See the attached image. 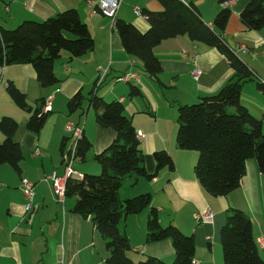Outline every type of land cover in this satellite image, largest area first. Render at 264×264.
<instances>
[{
    "label": "crops",
    "instance_id": "0c3cea01",
    "mask_svg": "<svg viewBox=\"0 0 264 264\" xmlns=\"http://www.w3.org/2000/svg\"><path fill=\"white\" fill-rule=\"evenodd\" d=\"M185 1L192 2L209 24L220 6L217 0ZM248 1L236 0L229 6L231 14L225 37L232 48L238 49L237 55L246 61L255 79L262 81L264 27L247 30L239 18ZM134 6L162 9L158 0H121L116 17L131 21L140 31L149 25L141 14L134 12ZM69 7L78 10L94 37L95 46L73 59L62 52L54 64L59 79L55 85L41 86L30 64L0 66V117L10 115L17 120L14 140L20 144L23 155L20 173L8 164L0 165V264H105L104 240L91 218L72 211L74 197L58 199L47 178L53 171L57 175L65 173L63 155L71 143L69 139L65 141L63 152L60 146L62 138L70 136L64 129L69 122L78 124L92 143L84 160L77 163L80 159L73 158L72 176L100 171L93 157L115 138V131L99 126L94 111L86 103L83 117L79 116L80 110L74 113L67 110V101L78 91L87 96L100 75L99 66L107 68V73L97 86L98 93L123 102L126 116L135 131L141 132L139 143L147 171L155 169L152 153L156 149L167 150L174 160V170L161 169L152 180L140 177L132 185L127 178L120 188V197L150 192L162 225L172 222L183 232L193 234V260L197 264H224L220 229L230 208H239L250 216L255 241L264 233V172L258 170L255 160L248 159L239 186L226 195L212 196L197 181L194 172L197 152L179 149L175 134L177 105L216 93L233 74L227 59L214 47L178 35L154 47L162 72L159 80L151 79L143 70L142 62L125 51L110 19L100 13L92 14L85 0H0V24L9 26L24 18L44 19ZM241 46L246 49L242 50ZM192 68L199 69L197 78L190 74ZM127 71H134L137 80H116ZM9 81L23 91L33 107L40 98L52 95L49 116L38 134L27 129L28 113L18 108L8 95ZM131 83L137 85L141 94L130 95ZM240 97L241 103L261 120L264 128V93L254 80L243 84ZM0 137L2 140L1 134ZM23 180L32 183L31 199L22 191ZM206 206L211 208L213 218L210 222H200L195 214ZM146 216L147 209L124 220L122 230L131 244L126 254L134 262L146 256L172 261L174 248L169 239L145 242ZM257 247L264 258V248Z\"/></svg>",
    "mask_w": 264,
    "mask_h": 264
},
{
    "label": "trees",
    "instance_id": "16d2710c",
    "mask_svg": "<svg viewBox=\"0 0 264 264\" xmlns=\"http://www.w3.org/2000/svg\"><path fill=\"white\" fill-rule=\"evenodd\" d=\"M158 1L162 4L161 10L140 8V14L149 25L145 31L118 17H115L112 29L118 34L125 51L142 62L143 70L151 79L159 80L162 72L154 47L178 35H186L193 41L214 47L227 59L233 74L216 93L177 105L175 134L179 149L197 152L194 172L202 188L212 196L226 195L239 186L246 173L248 159L255 160L258 170L264 172V128L261 120L253 116L240 100L245 82L254 80L264 93V80L255 79L252 69L237 55L238 49L232 48L225 37L231 14L229 5L225 3L229 0H217L220 6L211 24L201 17L192 2ZM239 18L247 30L262 29L264 0H249L239 12ZM94 46V37L75 7L44 19L24 18L13 27L0 24V66L30 64L37 81L44 87L59 81L54 64L62 52H67L68 59H73L93 50ZM106 73L107 70L104 75L97 76L87 96L81 91L74 94L67 101V110L70 113L80 110L79 116L83 117V105L86 103L93 109L96 123L112 128L116 135L93 157L100 165V171L68 177L65 196L75 198L72 211L84 218L90 217L101 234L106 250L105 264H192L195 251L193 234L183 232L172 222L162 225L150 192L120 197L125 179L130 178L132 185L140 177L152 180L161 169L174 170V160L167 150L156 149L152 153L155 169L147 171L137 132L124 112L123 102L98 93L97 86ZM6 91L15 105L28 113L27 129L38 134L50 113V110L43 109L45 99L40 98L33 107L12 81L7 83ZM129 93L139 95L141 91L131 83ZM17 127L14 117H0V134L3 136L0 140V165L8 164L20 173L23 155L20 144L14 140ZM69 138H62V152ZM91 146L82 130L76 138L74 158L84 160ZM63 163H67L64 158ZM146 209L145 242L169 239L174 248V258L170 262L154 256L134 262L126 254L131 244L122 230L124 220ZM220 240L224 264H264L252 236V220L241 209H229L220 229Z\"/></svg>",
    "mask_w": 264,
    "mask_h": 264
},
{
    "label": "built area",
    "instance_id": "2783aa9c",
    "mask_svg": "<svg viewBox=\"0 0 264 264\" xmlns=\"http://www.w3.org/2000/svg\"><path fill=\"white\" fill-rule=\"evenodd\" d=\"M86 3L91 6V13H100L108 18L111 19L112 24L113 21L115 20L116 17V12L119 8V5L121 3V0H85ZM184 3L188 4L185 0H181ZM236 0H229L225 4L227 5H232ZM7 9V7L5 8ZM133 10L135 13L140 14V8L137 6L133 7ZM243 49H245V46H243ZM106 68L99 66L98 67V72L100 76L104 75L106 72ZM200 71L198 68H192L190 71V74L194 77L197 78L199 75ZM136 79L137 80V75L134 71H127L124 74L120 75L117 80H123V81H130ZM51 100H52V95H49L45 99V104L43 106L44 110H51ZM65 131L67 134L70 135V138L72 139V144L69 148V151H67L64 155V160L67 162L65 164L64 170L65 173L64 175H57L55 171L51 172L47 178L52 182L53 188L55 195L58 199H61L62 197L65 196V189H66V180L68 177L72 176V160L74 158V151L76 148V138L81 134L82 129L79 125H75L73 123H68L65 126ZM136 136L138 140L140 139L141 133L137 132ZM22 191L26 198L31 199L33 196L32 192V183H30L28 180H23L22 181ZM30 206L28 205L27 208ZM195 218L200 221V222H210L213 218V212L209 206H206L204 209H202L199 213L195 214ZM256 243L259 247L264 248V233L259 236L256 240ZM192 264H197L196 261H192Z\"/></svg>",
    "mask_w": 264,
    "mask_h": 264
},
{
    "label": "rangeland",
    "instance_id": "374dc122",
    "mask_svg": "<svg viewBox=\"0 0 264 264\" xmlns=\"http://www.w3.org/2000/svg\"><path fill=\"white\" fill-rule=\"evenodd\" d=\"M18 22H21V20L20 21H18ZM18 22H16V23H13L12 25H9L10 27H13V26H16V24L18 23ZM1 25H3V24H1ZM4 26V25H3ZM191 102V101H190ZM93 110V109H92ZM95 117V116H94ZM69 123H73V122H69ZM74 124V123H73ZM75 125H78V124H75ZM64 129H65V127H64ZM139 133H141L140 131H138ZM1 138V137H0ZM1 140V139H0ZM72 139L71 138H69V141H70V143L72 144V141H71ZM79 161H81V160H78L77 161V163H79ZM5 165H7V164H5ZM8 166V165H7ZM94 174V173H93ZM124 181H126V179L124 180ZM126 183V182H125ZM136 262V261H135Z\"/></svg>",
    "mask_w": 264,
    "mask_h": 264
}]
</instances>
